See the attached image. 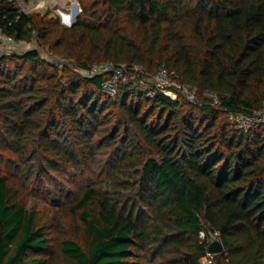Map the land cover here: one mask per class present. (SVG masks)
Instances as JSON below:
<instances>
[{
  "label": "trees",
  "instance_id": "obj_1",
  "mask_svg": "<svg viewBox=\"0 0 264 264\" xmlns=\"http://www.w3.org/2000/svg\"><path fill=\"white\" fill-rule=\"evenodd\" d=\"M77 1L67 27L0 0L2 32L37 46L0 56V264H202L213 234L214 264H264V124L229 120L264 108V0ZM100 64L164 67L198 100L111 97L83 73ZM93 171L113 190L63 188ZM61 173L68 224L28 208Z\"/></svg>",
  "mask_w": 264,
  "mask_h": 264
},
{
  "label": "rangeland",
  "instance_id": "obj_2",
  "mask_svg": "<svg viewBox=\"0 0 264 264\" xmlns=\"http://www.w3.org/2000/svg\"><path fill=\"white\" fill-rule=\"evenodd\" d=\"M77 2V0H19V5L23 11L28 13H49L51 17L58 18L62 25L70 27L75 23L76 18L82 12L80 4ZM77 4H79L80 7L79 13H76ZM34 47H37L34 43L26 44L20 42L18 43V46H7L4 50H0V56L16 53L21 55L32 50ZM51 61L57 63L56 59ZM59 61L61 62L60 59ZM136 76H142L141 72H138ZM149 80L152 79L150 78ZM148 82L150 83V81ZM58 176L60 177V180L58 182L54 181L50 187H46L43 193L33 191L32 194H30L28 208L39 211L46 219H49L53 223L62 220L64 224H68L73 220V216L68 213L69 204L67 200H65L61 205H55L53 203L55 198L52 196V192L59 182H64L63 180L65 178L69 180H73V178H69V174L65 175L64 173H61V175ZM84 186H94L102 193L107 192L109 189L113 190L111 189V183L105 182L102 173L97 171L86 173L81 179L76 177L73 180V184L66 183L63 185V188H66L69 192L71 189V192H73ZM71 197L72 199L74 198L73 196ZM216 236V234H213L211 239L213 241L217 240ZM202 264H212L211 258H204Z\"/></svg>",
  "mask_w": 264,
  "mask_h": 264
},
{
  "label": "built area",
  "instance_id": "obj_3",
  "mask_svg": "<svg viewBox=\"0 0 264 264\" xmlns=\"http://www.w3.org/2000/svg\"><path fill=\"white\" fill-rule=\"evenodd\" d=\"M17 1L19 2V0ZM18 43L20 42L15 41L14 38L3 33L0 29V50H4L7 46H18ZM42 54H45V57L48 59L57 60V58L53 56L52 52L45 51ZM138 72H141L142 75L144 74L143 70L139 67H135L129 71L125 65L115 66L114 64H100L92 66L89 70H86L83 73L86 76H109V78L104 82L103 91L105 94L111 97H115L117 95L119 87L122 83L132 81L135 87H137L139 90L149 91V96L151 97H154L156 93L160 92L172 98L173 100H177L180 95L190 102H197L198 100L197 88L179 83L164 67L158 71L150 83L144 78L139 80V76H136ZM207 96L213 99L215 104H218L219 101L216 95L208 93ZM229 120L236 124L239 129H243L248 132L254 126L264 124V108L262 111L254 114L253 116H244L241 114L231 113L229 114ZM207 258H211V262L214 264L212 254L208 253Z\"/></svg>",
  "mask_w": 264,
  "mask_h": 264
},
{
  "label": "water",
  "instance_id": "obj_4",
  "mask_svg": "<svg viewBox=\"0 0 264 264\" xmlns=\"http://www.w3.org/2000/svg\"><path fill=\"white\" fill-rule=\"evenodd\" d=\"M80 12L79 5L76 6V13ZM225 252L223 243L220 240L213 241L208 249V253L212 255L222 254Z\"/></svg>",
  "mask_w": 264,
  "mask_h": 264
}]
</instances>
